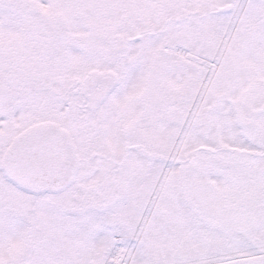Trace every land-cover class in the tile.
<instances>
[{
    "label": "snow or ice",
    "instance_id": "1",
    "mask_svg": "<svg viewBox=\"0 0 264 264\" xmlns=\"http://www.w3.org/2000/svg\"><path fill=\"white\" fill-rule=\"evenodd\" d=\"M0 264H264V0H0Z\"/></svg>",
    "mask_w": 264,
    "mask_h": 264
}]
</instances>
